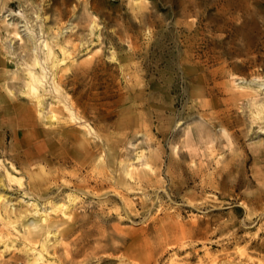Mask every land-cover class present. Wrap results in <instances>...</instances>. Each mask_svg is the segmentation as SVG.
Returning a JSON list of instances; mask_svg holds the SVG:
<instances>
[{"label":"rangeland","instance_id":"obj_1","mask_svg":"<svg viewBox=\"0 0 264 264\" xmlns=\"http://www.w3.org/2000/svg\"><path fill=\"white\" fill-rule=\"evenodd\" d=\"M262 103L264 0H0V264H264Z\"/></svg>","mask_w":264,"mask_h":264},{"label":"bare ground","instance_id":"obj_2","mask_svg":"<svg viewBox=\"0 0 264 264\" xmlns=\"http://www.w3.org/2000/svg\"><path fill=\"white\" fill-rule=\"evenodd\" d=\"M94 22H95V20H94ZM95 24L96 23H93L92 24V28H94L95 27ZM42 33V32H41ZM38 34V33H37ZM43 35V33L42 34H38V35H36L37 36V40H39L40 38H41V36ZM29 37H32V36H30L29 35ZM63 41V40H62ZM29 42V41H28ZM35 44H36V42H35ZM38 44V43H37ZM40 44H42L43 45V47H44V49H45V58H46V60H51L52 59V62H54V63H59L60 61H59V59L57 60L56 58H55V56H54V51H53V49H52V46H50L49 44H48V42H47V40H45L44 38L43 39H41L40 40ZM56 44H58V46L60 47V50L63 52V54H67V48H66V46H65V44H61V43H59L58 41L56 42ZM29 47H31V46H29ZM28 48V47H27ZM40 48H41V45H40ZM35 50H36V47L34 48ZM11 51H13V49L11 50ZM32 51H33V49H32ZM9 52V51H8ZM24 52H25V49H24ZM10 54V53H9ZM33 55H35V56H33L32 57V59H33V64H36V63H39L40 61H39V59L38 58H40V57H37V52L36 53H34ZM65 56V55H64ZM10 57V56H9ZM25 58V57H24ZM72 59V58H71ZM15 60V59H14ZM16 65V64H15ZM47 66H49V65H47ZM47 66H41L44 70H46L45 68L47 67ZM41 68V69H42ZM58 68V67H57ZM42 69V70H43ZM43 70V71H44ZM42 71V72H43ZM46 72V71H45ZM8 75V74H7ZM46 75V74H45ZM44 74H38V73H36L33 69H32V67H31V65H29L28 63H26V62H21L20 63V65H17L16 66V69H15V73H14V76L13 77H15L16 79H18V81H20V82H22V84L23 83H25L26 85H27V87L29 88V90L30 91H36L38 88H37V86H38V84L40 85L41 84V82L43 81V76H45ZM12 76V75H11ZM50 78V77H49ZM19 84V83H18ZM12 85H16V84H12ZM21 86V85H20ZM17 88V87H16ZM16 90V89H15ZM13 91V90H12ZM21 91V90H20ZM41 91V90H40ZM30 93V92H29ZM44 93V92H43ZM42 92H40V93H35L34 95H32V97H35V100H36V102L40 105V109H41V112L43 111V107H42V103L40 104V102L43 100V98H44V94H43ZM48 93V92H47ZM46 94V93H45ZM31 97V98H32ZM48 97V96H47ZM50 97V96H49ZM53 99V98H52ZM50 101V100H49ZM58 102V101H57ZM262 104H264V103H262ZM72 113V112H71ZM77 116V115H76ZM85 126H88L87 124H84ZM59 207H61L60 205L58 206H54L53 207V209H57V208H59ZM9 210V209H8ZM8 210H6V211H8ZM14 212V214H13V216H15L14 218H12L10 215H11V213H13ZM5 216H6V214H5ZM21 217H22V213H21V211L20 210H17V211H15V210H13V209H11V210H9V213L7 214V216H6V223H8L10 226H14V222L15 221H17V220H19V219H21ZM44 220H46V219H48L47 218V216L44 214V218H43ZM28 231V233H20L19 234V237L20 238H23L24 240H26L27 238H28V236H30L33 240H32V242L34 243V244H37L38 243V250L36 251V254H34L33 256V261L31 262L32 264H38V261L41 259V258H43V251H47V248H48V246L50 245L49 244V229H46V230H43V229H40L39 231H36L35 233H30L29 232V230H27ZM26 231V232H27ZM31 241V240H30ZM37 248L35 247V246H28V248H26V251L27 250H36ZM32 257V256H31ZM125 259H127L126 257H124ZM112 259H105V260H102V263H107L108 261H111ZM122 260H124V259H121V261ZM127 261V260H126ZM130 264H132V262H130Z\"/></svg>","mask_w":264,"mask_h":264}]
</instances>
